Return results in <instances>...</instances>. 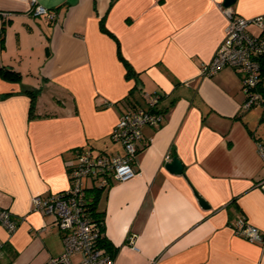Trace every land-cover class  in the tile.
Instances as JSON below:
<instances>
[{
	"label": "crops",
	"instance_id": "0c3cea01",
	"mask_svg": "<svg viewBox=\"0 0 264 264\" xmlns=\"http://www.w3.org/2000/svg\"><path fill=\"white\" fill-rule=\"evenodd\" d=\"M34 6L57 19L35 17ZM221 6L224 0H0L9 15L0 19V210L19 220L12 234L0 225V264H47L63 254L56 218L33 212V198L70 188L69 167L82 148L122 155L110 138L114 126L148 95L161 96L165 119L143 128L138 175L111 179L98 196L97 186L87 187L108 246L118 249L116 264H264V245L234 231L245 219L264 233L257 145L264 144V104L242 109L234 69L201 75L225 37ZM231 7L248 21L264 16V0ZM174 158L181 174L166 168Z\"/></svg>",
	"mask_w": 264,
	"mask_h": 264
},
{
	"label": "built area",
	"instance_id": "2783aa9c",
	"mask_svg": "<svg viewBox=\"0 0 264 264\" xmlns=\"http://www.w3.org/2000/svg\"><path fill=\"white\" fill-rule=\"evenodd\" d=\"M35 17L45 16L56 20L58 15L42 6H34ZM227 17L225 37L209 63L201 69L203 77H214L227 68L234 69L241 76L242 90L246 97L244 111L264 104V16L246 20L238 17L232 7L221 6ZM9 15L0 11V19ZM255 28L258 33L252 30ZM161 96H146L145 104L133 108L119 118L110 137L122 146V155L94 154L89 148L76 151V163L69 167L71 186L65 192L48 197L33 198V212L54 216L62 235L64 252L49 259L47 264H116L115 256L102 248L101 225L91 217L87 190L89 183L99 190L106 189L113 179L117 183L133 180L138 174L134 168L142 141L143 128L162 126L165 114L159 108ZM258 153L264 164V144L259 143ZM169 160V158H168ZM264 193V180L258 184ZM0 225L8 233L15 232L19 225L9 210H0ZM235 233L248 242L264 245V233L251 226L245 219L235 225ZM136 235L130 234L127 243L133 251ZM0 242V252H1ZM77 258V261L74 260Z\"/></svg>",
	"mask_w": 264,
	"mask_h": 264
},
{
	"label": "trees",
	"instance_id": "16d2710c",
	"mask_svg": "<svg viewBox=\"0 0 264 264\" xmlns=\"http://www.w3.org/2000/svg\"><path fill=\"white\" fill-rule=\"evenodd\" d=\"M125 62V61H124ZM125 66H127V68H128V71H129V76H130V74L132 73V68H131V66L127 63V62H125ZM8 74V73H7ZM262 91H263V95H264V86H263V88H262ZM37 92H39V91H36V92H32V93H30V94H33V96H34V99H35V94L37 93ZM33 99V104H35V100ZM100 190H99V188H97V190L95 191L96 192V194H97V196L99 195V192ZM97 196L95 195V198H97ZM89 207H90V211L89 212H91L90 214H91V217L93 218V221L95 222V223H97V224H100L101 225V231H102V236H103V238H102V241H101V244H102V248H104L107 252H109V253H111L113 256H115L116 257V253H117V251H118V249H113L112 250V248H110L109 246H108V242L106 241V237L104 236V219H103V216L100 214V212H96V209H95V201L94 202H92L91 204H89Z\"/></svg>",
	"mask_w": 264,
	"mask_h": 264
},
{
	"label": "water",
	"instance_id": "95a60500",
	"mask_svg": "<svg viewBox=\"0 0 264 264\" xmlns=\"http://www.w3.org/2000/svg\"><path fill=\"white\" fill-rule=\"evenodd\" d=\"M236 0H224V6L225 7H231L234 5ZM171 163H168L166 165L167 170H169L171 173L174 174H181L183 171V164L181 163L178 158H174L171 160ZM200 204L203 206V208H208V204L205 202L204 199L199 198Z\"/></svg>",
	"mask_w": 264,
	"mask_h": 264
},
{
	"label": "rangeland",
	"instance_id": "374dc122",
	"mask_svg": "<svg viewBox=\"0 0 264 264\" xmlns=\"http://www.w3.org/2000/svg\"><path fill=\"white\" fill-rule=\"evenodd\" d=\"M253 31H255V33H258V30H256L255 28H252ZM209 63V62H208ZM205 65V64H204ZM74 260L77 261V258H75Z\"/></svg>",
	"mask_w": 264,
	"mask_h": 264
}]
</instances>
